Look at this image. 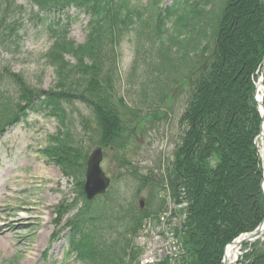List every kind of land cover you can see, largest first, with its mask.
<instances>
[{"label":"trees","instance_id":"obj_1","mask_svg":"<svg viewBox=\"0 0 264 264\" xmlns=\"http://www.w3.org/2000/svg\"><path fill=\"white\" fill-rule=\"evenodd\" d=\"M137 1L0 0V69L5 61L2 55L13 58L21 53L28 29L47 23L51 42L38 60L54 73L53 85L40 90L20 73L0 71V135L27 117L28 110L57 120L56 132L40 152L73 187V205L61 202L56 212L60 217L76 210L68 219V250L80 264H137L138 252L129 247V236L137 232L145 216L159 211L162 203L156 209L153 203L164 190L177 201L188 202L181 233L186 254L176 264H222L224 246L241 233L253 231L264 218L262 160L254 144L260 114L252 85L255 72L264 64V0H224L217 9L208 8L209 0H194L176 16L172 34L167 33L176 13L173 6L162 10L161 0H149L156 12L145 17V7L141 9ZM242 1H247V9L241 7ZM252 6L254 10L248 8ZM70 7L88 15L84 43L68 36ZM55 13L66 15V22L51 20ZM132 27L136 38H145L147 46L137 49L128 83L139 82L143 95L159 96V102L147 103L143 115V109L129 107L119 92L118 46ZM169 57L175 60L172 77L153 67L155 58L158 63ZM140 64L143 77L135 78ZM171 78L174 83H169ZM3 83H11L14 92ZM176 87L187 99L173 159L163 170L158 167L162 173L148 169L134 171L132 177L137 193L146 189V211L141 214L130 206L123 214L109 208L114 202L109 190L87 200L82 185L91 148L113 150L121 167L131 165L125 150L133 132L149 119H160L165 110L154 109L166 104V89ZM75 102L85 112L80 111L73 122L65 105ZM112 216L128 218L120 233L123 243L110 244L96 236L87 241L88 230L102 220H113ZM259 243H253L237 264H264V242Z\"/></svg>","mask_w":264,"mask_h":264},{"label":"rangeland","instance_id":"obj_2","mask_svg":"<svg viewBox=\"0 0 264 264\" xmlns=\"http://www.w3.org/2000/svg\"><path fill=\"white\" fill-rule=\"evenodd\" d=\"M177 1L161 0L160 3L162 10L169 6H173L176 10H173L176 13L170 19L168 24L170 28L167 34L175 33L174 20L186 8L183 3L176 5ZM186 1L184 0V3ZM192 1L189 0V2ZM198 1L202 3L206 0ZM209 1L208 8L214 5V9H217V5L220 6L224 0ZM136 3L141 9L145 7V17L156 12L149 0H139ZM68 16L72 19L68 36L76 43H84L88 32L86 26L88 15L82 10L72 7L68 11ZM50 17L51 20L53 18L61 19L64 23L67 20L66 15L58 13L50 15ZM46 25L47 23L39 24L37 27L28 29L24 39V48L20 54L13 58H8L5 54L2 55L5 61L3 68L0 69L1 73H3V69L20 73L32 87L40 90H47L53 85L54 73L52 69L44 66L38 60L41 52L45 51L51 42ZM145 41V38L140 40L136 38V31L132 27L118 46L120 54L118 60L119 92L124 96L129 107L143 109L141 115L146 114L147 103L152 102L151 100L159 102V96L153 98L143 95V88L140 87L139 82L134 86L128 83L130 66L133 59L136 58V51L145 49L147 46ZM157 60L158 58L154 59L153 67L169 72V77H172L174 58L169 57L167 61L159 59L158 63ZM258 72H255L256 77L252 81L253 97H256L255 88L260 79L257 76ZM136 73L135 78L143 77L142 64L139 65ZM3 81L6 80H1V82ZM169 83H174L172 78ZM3 85L10 92H14L11 83L10 85L3 83ZM145 89L148 88L145 87ZM172 89L160 91V94L164 91L168 92L166 104H163L162 108L160 106V108L154 109L158 112L165 110V113L160 115V119H149L145 122V126L138 127L133 132L131 144L125 150V156L131 160V165L121 167L119 159L116 158L117 153L104 148L101 166L111 179L108 190L114 200L109 208L114 207L120 211L119 213L123 212L124 214L126 208L134 206L135 210H140L143 214L149 206L146 189L139 190V188V192H136L138 185L132 178L134 171L143 173L148 169H153L154 174H159L162 173L161 169L163 170L164 166L173 159V151L180 141L179 136L182 128L179 125V118L184 109L187 95L181 88ZM65 111L73 122L80 111L85 112L82 105L77 102L66 104ZM57 127L58 122L54 117L45 112L36 114L28 110L27 117L6 128L7 130L0 136V264H80L74 253L67 251L68 239L71 234L68 219L75 214L76 210L60 217L56 212V205L61 202L65 206L73 205L75 198L73 187L61 175L59 169L53 163L48 162L40 152L46 146L48 137L56 132ZM254 140L262 160L261 169L264 173V156L262 155L264 139L256 135ZM160 192L161 194L154 199L153 208L155 209L157 204L162 203L163 205V200L159 198L163 192ZM140 201H142L141 205ZM149 216L154 215L150 214ZM120 217H113V220L106 222L103 220L101 223L98 222L90 228L91 230H88L91 233L87 241L96 236L101 241L105 240L110 244L115 241L121 245L124 240L120 237L122 235L120 233L122 226L127 224L128 218ZM154 222L155 218H151L150 225ZM164 228L165 226L161 225L160 232L167 238L168 234ZM129 237V247H133L138 252V258L139 251L134 244L135 234ZM257 242H264V236L254 243ZM245 245L242 244L239 247L236 263L246 252Z\"/></svg>","mask_w":264,"mask_h":264},{"label":"water","instance_id":"obj_3","mask_svg":"<svg viewBox=\"0 0 264 264\" xmlns=\"http://www.w3.org/2000/svg\"><path fill=\"white\" fill-rule=\"evenodd\" d=\"M260 85L263 88V78H264V70H262ZM264 122V106H262V115H261V123H260V135H262V124ZM102 161V149L100 147H95L91 150L87 157L86 163V171H85V180H84V192L85 196L88 200L94 198L98 194H103L109 183L110 179L107 177L103 170L100 167V162ZM264 182V178L262 179V184ZM264 192V189H263ZM140 201V205H141ZM264 224V219L261 221L259 226L251 233H249L246 237H243L239 242L241 245L243 242H252L256 239H259L262 225ZM264 235V234H263ZM235 264V261L232 263Z\"/></svg>","mask_w":264,"mask_h":264},{"label":"built area","instance_id":"obj_4","mask_svg":"<svg viewBox=\"0 0 264 264\" xmlns=\"http://www.w3.org/2000/svg\"><path fill=\"white\" fill-rule=\"evenodd\" d=\"M161 221L165 220L164 216L160 217ZM138 242L146 245L141 263H152L160 260L164 256L175 257L178 255L175 242L176 238L172 233H168L167 238H159L158 236L148 237L147 229L143 230L137 238Z\"/></svg>","mask_w":264,"mask_h":264},{"label":"bare ground","instance_id":"obj_5","mask_svg":"<svg viewBox=\"0 0 264 264\" xmlns=\"http://www.w3.org/2000/svg\"><path fill=\"white\" fill-rule=\"evenodd\" d=\"M241 7H243V9H247V1H242ZM248 8L254 10L253 6L252 7H248ZM260 68H261V70H264V64L261 65ZM255 77H256V75H255ZM257 98H258V101L261 103L262 102V92H261V90L258 91ZM260 123H261V116H260V121H259L258 128L260 127ZM255 136H254V138H255ZM263 136H264V127L262 128V136H261V138H264ZM263 234H264V224L262 225V230H261L259 238H261L263 236ZM243 237H246V236H242V237L236 239L231 244L227 245V247L225 249V252H224V256L222 255V260H221L222 264H232L233 263V261L236 259V257L239 254V247L238 246H239V242L241 241V239ZM175 248H176V251H177L178 255L181 258L185 256L186 247L184 245V242L182 241L181 235L178 237V239L175 242Z\"/></svg>","mask_w":264,"mask_h":264}]
</instances>
